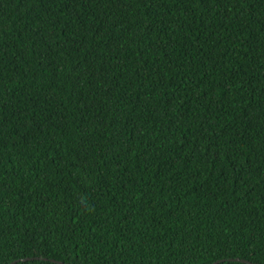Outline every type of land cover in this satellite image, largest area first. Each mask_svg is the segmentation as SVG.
<instances>
[{
  "label": "trees",
  "instance_id": "16d2710c",
  "mask_svg": "<svg viewBox=\"0 0 264 264\" xmlns=\"http://www.w3.org/2000/svg\"><path fill=\"white\" fill-rule=\"evenodd\" d=\"M0 264H264V0H0Z\"/></svg>",
  "mask_w": 264,
  "mask_h": 264
},
{
  "label": "water",
  "instance_id": "95a60500",
  "mask_svg": "<svg viewBox=\"0 0 264 264\" xmlns=\"http://www.w3.org/2000/svg\"><path fill=\"white\" fill-rule=\"evenodd\" d=\"M236 261H241V262L247 263V261L246 260H243V259H236Z\"/></svg>",
  "mask_w": 264,
  "mask_h": 264
}]
</instances>
